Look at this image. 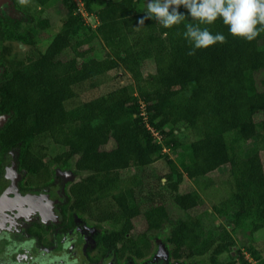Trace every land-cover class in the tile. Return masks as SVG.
Instances as JSON below:
<instances>
[{
	"label": "trees",
	"instance_id": "1",
	"mask_svg": "<svg viewBox=\"0 0 264 264\" xmlns=\"http://www.w3.org/2000/svg\"><path fill=\"white\" fill-rule=\"evenodd\" d=\"M96 1L81 0L99 23L96 32L104 41L98 42L107 48L103 56L96 55L95 46L88 41L95 31L76 11V2L60 0L65 8L64 26L39 53L45 65L27 56L14 65L15 86L0 87V114L8 115L0 127V152L16 151L18 167L31 173L47 168L45 153L34 148L38 138L60 148L52 158L60 167H67L70 158L78 155L75 170L93 173L99 189L91 191L83 181L71 184V208L88 213L96 203L101 220L121 223L118 230L103 236L109 245L120 242L121 251L131 250L125 234L132 230L133 219L142 215L146 229L136 236L131 250L137 256L149 252V232L170 224L173 227L166 240L172 256L202 255L213 248L210 264H222L216 256L227 247L228 230L222 229L218 243L211 234L204 238L200 221L188 213L199 204L197 196L191 190L177 189L185 178L206 176L228 165L235 192L214 210L232 230L246 224L253 230L264 227V90L257 89L254 78L256 71L264 69V33L248 42L233 36L218 19L201 27L223 34L226 42L189 55L193 46L184 38L185 25L196 22L183 6L179 11L185 21L166 29L153 19L140 24L146 6L137 12L136 0H105L92 12ZM7 37L30 42L27 33L0 25V42ZM79 41L87 47L78 45ZM148 58L153 59L155 69L144 76L140 62ZM117 67L130 75L131 83L66 106L76 95L75 86ZM141 103L145 116L140 114ZM146 124L159 132L160 141ZM183 129L193 131L197 138L184 142L178 135ZM246 130L253 132L249 145L231 155L224 134ZM110 140L114 146L106 148ZM35 146L42 150L47 143ZM167 149L175 154L180 169L174 179L170 174L164 176L175 192L171 202L185 216L170 214L158 188L160 175L156 184L139 181L133 187L120 188L122 170L146 167ZM105 196L111 202L100 205ZM259 264H264V258Z\"/></svg>",
	"mask_w": 264,
	"mask_h": 264
},
{
	"label": "rangeland",
	"instance_id": "2",
	"mask_svg": "<svg viewBox=\"0 0 264 264\" xmlns=\"http://www.w3.org/2000/svg\"><path fill=\"white\" fill-rule=\"evenodd\" d=\"M104 2L105 0H97L93 4L92 12ZM147 3L148 0H136L135 10L137 12H142ZM76 8V11H79L82 14L86 24L90 25L92 30L95 31L94 33L96 35L94 34V36L88 40L95 46V54L103 56L107 48L98 42L100 41V43H103L104 39L101 33L96 32V27L99 24L96 17L93 13H88L85 10L83 3L80 4L77 2ZM65 17V8L60 0H45L43 3L37 2L36 0H28L27 4H21L20 0H0V20L5 21L7 28L8 30L10 29V31L27 33V41H30L22 42L16 38L7 37L0 42V87L2 89L6 84L15 86L14 65L17 61H23L29 56L36 58L40 65H45V61L39 57V53L40 51L45 50L50 38L63 28ZM0 24L3 26L2 24L4 23L0 22ZM78 45L87 47L84 41H79ZM2 48H5L6 52H3ZM140 66L144 76L154 72L155 69V64L152 58L143 59L140 62ZM254 78L257 89L264 90V69L256 71L254 73ZM131 82L130 75L121 67L114 68L99 75L96 79L87 80L75 86L74 89L76 95L66 102V106H75L83 101L105 94L118 85ZM6 117H8V115H6ZM252 134L253 132L249 130H246L245 132L230 131L225 133L224 137L229 153L233 155L239 152L242 148L247 147L250 143V136ZM178 135L184 142L192 141L197 138V135L188 129L178 133ZM39 143H47L46 148L41 150L35 146L39 145ZM113 146L114 143L110 140L106 145V148H112ZM34 148L39 154L41 152L45 153L43 157L46 160L50 173L54 177L57 176L63 179L64 185H59L57 190H55L58 196H61L62 199H65L69 186L76 181H83L85 184H89L91 191H98L99 184L93 176V173L75 170L74 162L78 155H73L68 162L69 165L63 168L57 165L52 159L55 154L61 151L60 148L52 145L48 140L41 141L40 138L34 141ZM16 155V151H9L6 154L5 159L7 162L4 163V169L8 168V171L11 170L16 172ZM168 160H171L172 164L169 163ZM261 160L264 165L263 152H261ZM179 169L180 167L175 160V154L167 149L162 151L160 158H155V160L146 167L140 169L130 167L122 170L121 177L123 182L120 188L133 187L136 185L135 183H139V181L143 182L145 185H150L152 183L156 184V177L160 175L161 180L158 188L160 189L159 191L163 193L170 214L173 216H185V213L180 211L171 202L172 195L175 192L169 189L167 186L168 179L164 176L170 174L172 176L171 179H174L176 177L175 171ZM5 176H9V174ZM43 176V173H40L38 177L43 178ZM24 177H26L28 181H37L36 175L31 173L25 174ZM9 178L10 177H6L5 179L11 181V178ZM187 190L193 191L198 198L199 204L192 208L188 213L191 218L200 221L203 237L205 238L211 234L214 239H216V243H218L217 239L222 229H227L229 232L231 238L224 241L228 243L227 247L222 253L216 256L219 262L222 264L229 261H233L235 264H259L260 259L264 258V227L253 230L251 225L246 224L232 230L231 227L225 225L224 219L214 210L215 206L221 205V203L230 198L235 192L234 179L229 166H221L206 176L193 179L185 178L183 182L179 184L177 191L184 192ZM8 197L11 198L8 199L11 201L12 198L19 196L9 195ZM2 200L4 202L5 198H2ZM99 202L101 203L100 205H103L111 202V200L109 196H105L103 199H100ZM17 204L20 205L21 203H16V200L14 199L12 202H9L7 206L9 208L7 214L8 217L5 219L8 221L9 234L7 237H10V222H12V220L23 223V225L30 223L28 218L21 216L16 217L13 213L14 208L18 206ZM92 206L93 208H91V212L78 214L83 223H86L89 226L91 232L99 227L107 230L120 228L121 223L115 224L109 220L100 222L99 224L94 222L93 220L97 217L99 208L96 206V203ZM133 224L134 226L132 230L125 239L127 244L132 247L136 245V236L146 229L145 219L142 215L134 218ZM172 227L173 225L166 224L162 229L148 233V238L152 245L151 251L143 260L136 259V264H149L151 262L153 264H210L209 257L213 248L202 255L188 256L186 253H183L178 259L172 257V246L167 243L166 240V237L171 233ZM16 243L20 248V252H18L17 255L21 257L23 256L24 264H42L45 262L42 255L46 257V261L54 260V263L58 264H63L65 262L63 259H55V257H63L65 255L66 250L63 248L58 251L54 250L52 253L50 250L45 251L40 249H36L35 252L29 253V249L32 248L29 240L26 241L24 238V240H17ZM99 254L100 251L92 250V257L98 258ZM67 255L69 259L76 256L74 254L71 256L68 252ZM77 258L79 262H81V258L76 256V259Z\"/></svg>",
	"mask_w": 264,
	"mask_h": 264
},
{
	"label": "flooded vegetation",
	"instance_id": "3",
	"mask_svg": "<svg viewBox=\"0 0 264 264\" xmlns=\"http://www.w3.org/2000/svg\"><path fill=\"white\" fill-rule=\"evenodd\" d=\"M0 22L6 24L4 20H0ZM2 115L5 114H0V116ZM9 151L0 152V195L2 194V198H5V201L0 203V264H24L23 256L17 255L20 252V248L16 243L17 240H24V238L31 243L30 246L32 248L29 249V253L35 252L36 249L50 250L52 253L54 250L65 249L64 245L71 242V247L65 249L66 253L80 257L81 262L79 264H136V259L143 260L148 256L152 245L149 252L142 256H137L131 251L135 246L129 245L131 250L124 249L121 251L122 244L120 242H117L115 246L113 244L109 245L110 243L108 244L103 236L105 234L109 235L112 230L118 229L107 230L99 227L91 232L89 226L83 223L78 215L83 212H78L71 208L73 203V197L69 190L71 185L67 189L65 199L58 196L55 190H57L59 185H64L63 179L57 176L54 177L48 167L31 173L24 168H19L16 161L15 175L5 172L4 170L7 169H4V163L7 162L5 156ZM28 173L36 175L37 181H28L24 177ZM40 173H43V178L38 177ZM7 174L9 176H5ZM16 174L18 178H16ZM6 177H10L12 182L7 181ZM9 195H18L19 197L12 198L10 201L8 200L11 199L8 197ZM14 199L16 203L20 202L21 204H17L18 206L14 208L13 213L16 217L28 218L30 223L23 225V223L12 220L10 222V237H7L9 234L8 221L5 220L8 217L9 208L7 206ZM98 216L93 220L97 224L107 221L101 220ZM129 232L125 234V239ZM125 243L127 244L126 240ZM92 250L100 251L98 258L92 257ZM76 256L72 259H76ZM42 257L46 262V257L43 255Z\"/></svg>",
	"mask_w": 264,
	"mask_h": 264
},
{
	"label": "clouds",
	"instance_id": "4",
	"mask_svg": "<svg viewBox=\"0 0 264 264\" xmlns=\"http://www.w3.org/2000/svg\"><path fill=\"white\" fill-rule=\"evenodd\" d=\"M20 3L27 4L28 0H20ZM181 6L187 9L196 22L185 25L184 38L193 46L189 55H194L197 49H207L218 42H226L223 34H213L207 27H201L212 25L218 19H222L233 36L248 42L264 33V0H148L146 15L139 23L144 24L146 19H153L163 28L170 29L186 19L179 11ZM70 247L71 242L64 245L65 249ZM55 259H63L65 264H79L78 258L69 259L67 253ZM44 264H54V260Z\"/></svg>",
	"mask_w": 264,
	"mask_h": 264
},
{
	"label": "built area",
	"instance_id": "5",
	"mask_svg": "<svg viewBox=\"0 0 264 264\" xmlns=\"http://www.w3.org/2000/svg\"><path fill=\"white\" fill-rule=\"evenodd\" d=\"M76 4L77 2H79L80 4H82L81 0H76L75 1ZM141 115L145 116V111H144V104L141 103ZM145 119V117H144ZM146 127L148 128V130L150 131V133L152 134V136H154L158 141L161 140V135L159 134L158 131H156L153 127H151L150 125L146 124Z\"/></svg>",
	"mask_w": 264,
	"mask_h": 264
},
{
	"label": "water",
	"instance_id": "6",
	"mask_svg": "<svg viewBox=\"0 0 264 264\" xmlns=\"http://www.w3.org/2000/svg\"><path fill=\"white\" fill-rule=\"evenodd\" d=\"M6 115H2V116H0V126L6 121ZM5 172H8V173H10V175H15V171H11V170H9L8 171V168L6 169V171ZM16 178H18V175L16 174ZM14 181V180H13ZM15 182V181H14ZM4 198V197H3ZM3 202V200H2V195L0 196V203H2Z\"/></svg>",
	"mask_w": 264,
	"mask_h": 264
}]
</instances>
